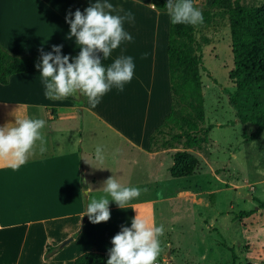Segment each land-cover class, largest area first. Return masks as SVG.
Instances as JSON below:
<instances>
[{
    "label": "crops",
    "instance_id": "0c3cea01",
    "mask_svg": "<svg viewBox=\"0 0 264 264\" xmlns=\"http://www.w3.org/2000/svg\"><path fill=\"white\" fill-rule=\"evenodd\" d=\"M88 1L85 0V5H79L75 0H0V43L11 54L17 56H42L44 53H50L55 33L61 30L64 35L60 42L64 46L72 44V38L66 36L67 31L70 33V24L66 18L71 13V18L74 19L76 10L83 13V7ZM164 1L167 4V0ZM199 1L194 0V4H198ZM212 1L204 0L207 7ZM240 4L246 10H251L261 7L264 0H240ZM148 8L152 12L151 17H154L153 25L131 27L133 39L128 42V49H122L135 59L142 53L147 54L145 36L151 34L152 39L150 37L149 39L152 83L147 91L156 95L158 104L156 103L155 113L150 111V108L148 111L146 106L140 111L142 117L138 111L139 119L142 121L138 131L133 130L130 122L112 121L98 107H91L87 98L83 107H78L67 99L46 98L43 78L38 69L14 74L7 85L0 84V126L9 122L14 123V115L40 118L46 121L42 131L47 141L45 152L39 151L38 143L27 163L19 168L14 169L9 166V162L0 160V264H33L35 259L48 264H58L52 259L60 258L72 243L78 242L79 238L88 232L91 226H97L91 223L87 216L83 217L88 203L87 196L84 195L83 179L86 180L85 189L88 190L95 184L94 173L110 175L117 173L124 179L126 186L131 183V173H136L140 177L133 180L134 186L147 191L151 189L148 186L154 187L155 193L157 191L155 196L157 195L159 199L132 201L123 209L118 205L110 208L120 211L119 216H131L132 219L138 214L141 216L143 206L148 203L171 201L172 192L175 191L174 194H177L183 189V186L172 187L160 182L165 175H169L168 169L172 165L169 152L174 150L151 153L148 137L162 124L165 117L181 119L180 116L183 115L179 107L182 105L179 97L183 87L180 80L172 79L175 58L168 53V49L191 51L192 45L185 37L176 35L166 8L153 7L152 0L148 3ZM18 19L27 20L30 29L20 27ZM75 57L76 55L72 56ZM70 62H74V59ZM143 87L141 92L145 98L147 95L145 84ZM163 88L166 92L168 90L169 95L171 93L174 106L166 105V110L159 114L161 97L156 91L159 89L163 91ZM170 108H173L172 113ZM187 118H192V115ZM153 120L154 122L149 125ZM232 121L236 123L229 127L238 129L237 120ZM197 124L207 125L202 121ZM225 124L216 125L221 128L225 127ZM100 126L111 131L117 138L116 152L114 154L103 152V163L96 160L95 150L91 149L93 143L99 142L94 138V133L97 128H101ZM87 130L92 132L89 134ZM262 139L264 140V131L257 139L241 143L250 147ZM235 157L233 154V161L236 164ZM263 159L264 156L261 160ZM254 164L255 161H252L250 165L254 167ZM255 174L264 178V173ZM90 193L87 191L86 195ZM138 207L139 209H136ZM121 222L122 227L127 223L123 219ZM113 223L114 220L107 222L109 227L111 225L109 228L111 232L114 230ZM121 229L118 228L119 231ZM69 238L72 239L71 242L59 246L62 241ZM57 248L59 251L52 255L50 249ZM101 251L109 253L106 250ZM46 254L50 257L48 260L44 258ZM59 264L69 263L60 261Z\"/></svg>",
    "mask_w": 264,
    "mask_h": 264
},
{
    "label": "rangeland",
    "instance_id": "374dc122",
    "mask_svg": "<svg viewBox=\"0 0 264 264\" xmlns=\"http://www.w3.org/2000/svg\"><path fill=\"white\" fill-rule=\"evenodd\" d=\"M96 2L97 0H89L83 10L85 11ZM107 2L111 3L120 15L129 11L134 14V22L126 21L124 24V29L128 30L127 32L131 36V27H149L154 23V17H151L152 12L148 8V3L151 0H107ZM196 5L201 11L207 8L204 0H200ZM212 12L214 18L197 31L198 40L209 42L203 47V65L206 72L201 71L204 103L198 106L192 102L187 104L180 102L182 105L179 107L181 109L189 107L192 119L196 123L202 121L214 126H217L218 123L226 124L225 127H214L210 133V154L208 157L192 152L199 161V166L192 176L174 179L167 174L162 178L160 182L165 185L183 186V189H180L177 194H174L175 191L172 192L171 201L148 203L143 206L141 216L150 224L163 225L165 228L164 235L160 237L163 251L158 256L156 264H232L231 252L224 248L222 243L234 249L238 258L235 264H264V209L259 208V202H264V178L255 174L259 173L257 170L264 172V159L261 160L264 156L262 155L264 140L246 147L241 143L242 126L239 124L238 129L229 127L230 122L236 119L226 93V91L234 90V86L229 80V73L233 68L230 33L227 16L216 9ZM17 21L21 23L20 27L25 30L30 29L27 20L18 19ZM60 33L61 30L55 33L50 53L54 46H62V55L78 56L80 49L76 45L75 38H72V44L64 46L60 42L64 33ZM69 35L70 33L67 31L66 36ZM145 37H147L145 42L148 49L147 56L145 58V54L142 53L138 58H133L135 72L132 81L125 84L123 91L114 87L101 98L100 103L96 106L112 121L130 122L133 130L137 131L142 125L138 111L140 112L142 107L146 106L148 111L150 108V111L155 113L156 103L158 104L156 95L147 91L152 83L150 78L152 38L151 34ZM128 45L129 43L125 41L118 49L113 50L110 57L103 61L104 65L109 66L121 56H131L130 53H124L122 50L128 49ZM193 51L194 47L191 46V52ZM52 54L55 55V53ZM99 55L103 59L102 53ZM146 81L149 83L147 84ZM144 84L147 92L145 98L141 92L144 89ZM157 92L161 97L160 114L166 110V105L173 107L174 103L171 93L170 95L167 93L168 90L166 92V89L163 88V91L159 89ZM80 96L81 93L73 95L75 98H80ZM67 100L72 101L69 98ZM145 103L146 105H144ZM172 110L173 108H170L171 113ZM140 115L142 117L141 112ZM180 117L183 118V115ZM152 122L154 120L150 121L149 125ZM86 132L90 134L92 131L87 130ZM95 132L94 138L99 142L93 143L91 149L96 151L97 146H100L106 154H114L117 150L116 136L104 127L97 128ZM86 148L87 146H85ZM177 151L179 149L169 152V157L172 159L173 154ZM233 154L236 155L234 158L236 164L233 161ZM170 158L169 160H171ZM252 161H255L254 167L250 165ZM94 176L95 184L91 186L92 191L89 195H86L88 190L85 189L84 181L86 180L83 179L84 195L87 196V201L90 196L99 198L105 195L101 189L103 182L112 176H116L122 184L125 183L117 173L115 175L94 173ZM136 177L140 176L131 173L130 187L134 186L133 180ZM148 187L151 188L148 191H143L140 188L141 195L132 201L159 199L157 195L155 196L157 191L155 193L154 187L152 185ZM211 194H214L213 205H211ZM115 205L117 204L114 201L110 202V208ZM110 211L111 220L109 221L114 220L115 222L112 224L114 227L112 232L109 230L111 225L109 227L107 222L91 226L88 232L79 238L78 242L70 243L68 250L60 258L52 260L58 264L60 261L73 264L74 259L85 252L103 253L101 250L109 251L113 247L112 238L120 232L118 228H122L121 219L127 221L128 224L124 223V226L128 225V227H131L132 221L131 216H119L120 211H116L115 208ZM249 211L253 212L250 217L238 218L240 213ZM119 219L120 223L118 224ZM63 242L59 246H63ZM50 250L52 255L59 251L58 248ZM44 258L48 260L50 257L46 254ZM33 264L48 263L35 259Z\"/></svg>",
    "mask_w": 264,
    "mask_h": 264
},
{
    "label": "clouds",
    "instance_id": "9594fccd",
    "mask_svg": "<svg viewBox=\"0 0 264 264\" xmlns=\"http://www.w3.org/2000/svg\"><path fill=\"white\" fill-rule=\"evenodd\" d=\"M165 8L174 25L196 26L203 23V13L194 5V0H167ZM114 13L117 10L111 3L97 0L83 13L76 10L74 19L69 14L66 18L70 24L68 38H75L80 51L78 56L72 58L61 54L62 46H54L52 53L55 55L42 54V64L36 67L43 78L46 98L61 99L81 93L95 108L101 98L114 87L123 91L125 84L132 81L135 64L131 56H121L107 67L103 63L113 50L133 39L125 31L124 24L126 21L134 22V14L131 11L124 15ZM101 53L103 59L99 55ZM73 59L74 62H70ZM14 116V123L0 126V160L9 162V166L15 169L27 163L38 143L39 151L45 152L47 141L42 131L46 125L45 120ZM95 158L103 163V149L100 146L96 148ZM101 189L105 195L99 198L90 196L83 214L93 224L106 223L111 219L110 202L114 201L123 209L126 204L137 199L142 191L134 186H125L116 176L104 181ZM91 191L89 187L88 192ZM164 233L163 225L150 224L138 214L132 219L131 227H122L112 238L113 247L109 250L107 264H156L163 251L160 237Z\"/></svg>",
    "mask_w": 264,
    "mask_h": 264
},
{
    "label": "trees",
    "instance_id": "16d2710c",
    "mask_svg": "<svg viewBox=\"0 0 264 264\" xmlns=\"http://www.w3.org/2000/svg\"><path fill=\"white\" fill-rule=\"evenodd\" d=\"M75 1L79 5H85V0ZM152 5L157 9L166 7L164 0H152ZM194 5L198 8L196 4ZM214 9L222 11L227 16L233 55V68L229 73V80L234 90L226 93L235 118L243 127L241 142L248 143L257 139L264 131V4L259 8L246 10L240 4V0H213L205 10H202L204 17L202 24L192 26L172 23L176 35L185 37L194 47L193 52L168 49V53L175 58L172 79L181 81L182 104L192 102L200 106L204 103L201 71L206 72L203 65V47L209 42L198 40L197 31L214 18L212 12ZM37 64H42V56H17L11 54L0 43L1 85H7L14 74L37 69ZM208 76L210 77L209 74ZM67 98L72 99L76 106L83 107L87 97L81 94L80 98L73 96ZM182 114L186 117L181 119L165 117L162 124L148 137L151 153L179 149L173 154L172 165L168 169L169 175L175 179L190 177L198 168L199 161L192 152L203 157L209 156V135L215 127L210 123L202 126L192 118H187L190 115L189 107H184ZM235 123L231 121L229 125L233 126ZM210 199L213 205L214 194L210 195ZM259 208L264 209V202H259ZM252 214L250 211L242 212L238 218H248ZM222 246L231 252L232 264H235L238 258L234 249L225 243H222ZM108 259L109 254L106 253L85 252L74 259V264H107Z\"/></svg>",
    "mask_w": 264,
    "mask_h": 264
},
{
    "label": "water",
    "instance_id": "95a60500",
    "mask_svg": "<svg viewBox=\"0 0 264 264\" xmlns=\"http://www.w3.org/2000/svg\"><path fill=\"white\" fill-rule=\"evenodd\" d=\"M84 183H86V181H84ZM71 241H72V239L69 238V239H67L66 241H64L62 245L65 246L66 244H68V243L71 242Z\"/></svg>",
    "mask_w": 264,
    "mask_h": 264
}]
</instances>
